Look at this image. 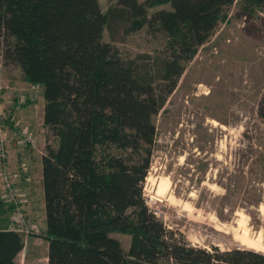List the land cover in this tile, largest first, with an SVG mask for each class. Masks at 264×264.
<instances>
[{
    "label": "trees",
    "instance_id": "1",
    "mask_svg": "<svg viewBox=\"0 0 264 264\" xmlns=\"http://www.w3.org/2000/svg\"><path fill=\"white\" fill-rule=\"evenodd\" d=\"M108 1L103 13L98 0H0V59L40 89L42 124L56 139L39 157L46 264H264L251 249L189 246L141 193L152 118L184 63L226 9L253 16L264 0ZM119 22L126 33L154 23L164 32L169 54L158 62L157 89L101 40ZM114 233L130 237L125 251ZM22 247L21 233L0 227V264H15Z\"/></svg>",
    "mask_w": 264,
    "mask_h": 264
},
{
    "label": "rangeland",
    "instance_id": "2",
    "mask_svg": "<svg viewBox=\"0 0 264 264\" xmlns=\"http://www.w3.org/2000/svg\"><path fill=\"white\" fill-rule=\"evenodd\" d=\"M98 3L105 13L114 2ZM160 8L167 6L148 8L147 16ZM101 40L157 89L158 62L169 54L158 24L126 33L124 24L115 23L103 28ZM0 76L7 162L17 174L13 183L28 230L21 233L23 247L14 263L46 264V243L37 236L44 226L38 162L44 145L54 147L56 139L42 124L40 89L24 83L18 66L1 59ZM152 121L149 166L141 183L151 213L189 246L248 249L239 238L246 234L256 243L254 251L264 254V10L245 16L235 4L226 9L184 63ZM23 130L31 134L32 147L21 144ZM0 206V227L8 229L13 220L1 184ZM111 236L127 249L128 235Z\"/></svg>",
    "mask_w": 264,
    "mask_h": 264
},
{
    "label": "built area",
    "instance_id": "3",
    "mask_svg": "<svg viewBox=\"0 0 264 264\" xmlns=\"http://www.w3.org/2000/svg\"><path fill=\"white\" fill-rule=\"evenodd\" d=\"M2 91V82L0 76V97ZM5 113L0 103V184L2 189H4L6 196L9 200V211H10V221L9 228L7 230H11L19 233H28V230L25 226L24 216L22 212V200H20V194L17 192L16 187L14 186V179L17 177V174L12 172V170L8 167V160L6 156V134L4 131V121H5ZM21 137V138H20ZM20 142L23 146L27 145L32 147L33 138L30 133L27 131H21L20 133ZM24 170V165L20 164L19 166ZM10 170V171H8Z\"/></svg>",
    "mask_w": 264,
    "mask_h": 264
},
{
    "label": "bare ground",
    "instance_id": "4",
    "mask_svg": "<svg viewBox=\"0 0 264 264\" xmlns=\"http://www.w3.org/2000/svg\"><path fill=\"white\" fill-rule=\"evenodd\" d=\"M169 185V184H168ZM161 188L158 186L156 192L160 191ZM162 198V197H161ZM245 232V231H244ZM246 233V232H245ZM239 238L241 239V242L244 243V244H248L250 247H248V249H252V250H255V246H256V243H254L255 241L251 242L248 237L246 236V234H243L242 236H239ZM252 240V239H251ZM247 248V247H246Z\"/></svg>",
    "mask_w": 264,
    "mask_h": 264
},
{
    "label": "crops",
    "instance_id": "5",
    "mask_svg": "<svg viewBox=\"0 0 264 264\" xmlns=\"http://www.w3.org/2000/svg\"><path fill=\"white\" fill-rule=\"evenodd\" d=\"M14 119V118H13ZM12 119V120H13ZM38 169H39V174H40V161L38 162ZM39 178L41 179V175H39ZM27 180V179H26ZM40 185H41V183H40ZM42 191V190H41ZM41 208H42V212H43V200H42V206H41ZM43 215V214H42ZM42 217H44V215L42 216Z\"/></svg>",
    "mask_w": 264,
    "mask_h": 264
}]
</instances>
